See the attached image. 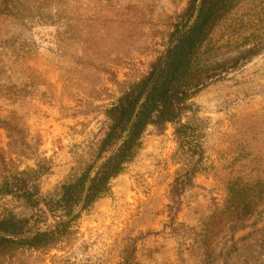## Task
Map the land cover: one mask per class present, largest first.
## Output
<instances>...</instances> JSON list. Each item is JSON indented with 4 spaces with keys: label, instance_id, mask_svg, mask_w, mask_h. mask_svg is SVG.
I'll return each mask as SVG.
<instances>
[{
    "label": "rangeland",
    "instance_id": "obj_1",
    "mask_svg": "<svg viewBox=\"0 0 264 264\" xmlns=\"http://www.w3.org/2000/svg\"><path fill=\"white\" fill-rule=\"evenodd\" d=\"M10 1L12 15L0 0V220L28 228L0 237L28 238L76 211L61 217L47 201L121 145L97 157L107 110L148 78L191 0ZM209 38L176 120L146 127L53 245L5 246L0 264H264V0L235 3Z\"/></svg>",
    "mask_w": 264,
    "mask_h": 264
},
{
    "label": "trees",
    "instance_id": "obj_2",
    "mask_svg": "<svg viewBox=\"0 0 264 264\" xmlns=\"http://www.w3.org/2000/svg\"><path fill=\"white\" fill-rule=\"evenodd\" d=\"M17 2L16 0H14ZM28 0L25 3L28 4ZM240 0H202L199 13L190 28L171 47L165 63L147 96L141 105L127 137L116 151L109 156L99 167L90 181L85 205L87 207L94 199L104 193L108 183L117 177L126 162L130 159L131 151L139 137L150 124H168L176 120L179 115L180 102L184 99L182 83L186 73L195 64L200 63L202 56L207 52L209 34L217 23L226 15L227 11ZM198 0H191L185 12L176 35L180 33L193 17ZM3 11L5 14H14L12 3L5 0ZM28 11V5L25 7ZM16 8V7H15ZM25 11V12H26ZM160 61H158L148 78L135 88L125 92L116 104L107 110L110 125L100 142L97 157H100L113 146L127 131L132 115L137 107L140 97L147 84L153 77ZM91 165L81 174L69 177L61 184L47 201V205L53 212L61 211L63 216L70 215L80 204L88 172ZM25 219L6 217L0 220V232L24 233L27 230ZM70 223H60L53 230H38L28 238H1L0 248L8 245H16L30 249H40L53 245L60 233L68 228ZM26 230L24 231V229Z\"/></svg>",
    "mask_w": 264,
    "mask_h": 264
},
{
    "label": "water",
    "instance_id": "obj_3",
    "mask_svg": "<svg viewBox=\"0 0 264 264\" xmlns=\"http://www.w3.org/2000/svg\"><path fill=\"white\" fill-rule=\"evenodd\" d=\"M201 3H202V0H198V3H197V8H196V11H195V14L192 18V20L189 22V24L167 45L166 47V50L160 60V63L153 75V77L151 78V80L149 81V83L147 84L145 90L143 91L141 97H140V100L137 104V107L132 115V118H131V121L128 125V128H127V131L125 132V134L117 141V143L114 145V149H116L121 143L122 141L127 137V135L129 134V131L132 127V124L137 116V113L141 107V105L143 104L146 96H147V93L149 92V90L151 89V87L153 86V84L155 83L164 63H165V60L168 56V53H169V50L171 49V47L184 35V33L190 28V26L193 24L194 20L196 19L198 13H199V10H200V7H201ZM90 175L88 177V180L85 184V187H84V190H83V195H82V199H81V202L78 206V208L76 209V211H74V213H72V215H70L68 218L66 219H63L61 220L60 222L61 223H67L69 222L71 219H73L84 207V204H85V199H86V196H87V192H88V188H89V185H90Z\"/></svg>",
    "mask_w": 264,
    "mask_h": 264
}]
</instances>
